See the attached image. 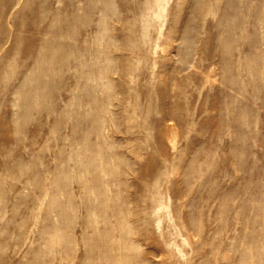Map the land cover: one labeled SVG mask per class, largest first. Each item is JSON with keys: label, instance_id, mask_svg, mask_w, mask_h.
Listing matches in <instances>:
<instances>
[{"label": "rangeland", "instance_id": "rangeland-1", "mask_svg": "<svg viewBox=\"0 0 264 264\" xmlns=\"http://www.w3.org/2000/svg\"><path fill=\"white\" fill-rule=\"evenodd\" d=\"M0 234V264H264V0H0Z\"/></svg>", "mask_w": 264, "mask_h": 264}, {"label": "bare ground", "instance_id": "bare-ground-1", "mask_svg": "<svg viewBox=\"0 0 264 264\" xmlns=\"http://www.w3.org/2000/svg\"><path fill=\"white\" fill-rule=\"evenodd\" d=\"M60 1V0H59ZM53 26H57L58 23H57V20H54L53 21ZM43 51L42 53H40L35 59H34V65H32L33 67H31L29 69V73H27V75L23 78V81L18 85L16 86L15 88V92H14V100L15 102L13 104H15L14 106H16L18 104V101L21 100V99H27L28 101L29 98L31 97L32 95V87H39V89L43 88V80H42V75H45V74H48V73H51L53 70L52 67L50 68H44L42 66H40V63L41 61L43 60H46V59H49L51 63H53L55 60H56V56L57 57H65L66 54L68 55V52H71L72 50H63V47L59 46V45H55V44H50V43H45L43 45ZM47 50H53V54L52 56L48 55L47 53ZM60 54L59 56L56 54ZM56 54V55H55ZM14 61V60H13ZM17 62L14 61V64H16ZM38 63V67L36 66L35 67V64L37 65ZM108 63H109V60H108ZM13 68V64L9 65V69L11 70ZM37 68V70H36ZM35 74L37 75V77H35ZM15 76H16V72H15ZM42 81V82H41ZM46 85V84H45ZM30 87V88H29ZM49 88V87H48ZM43 96L45 95V93L42 94ZM21 109V108H20ZM25 114V112H24ZM99 124V123H98ZM175 137V136H174ZM170 143L171 145L176 148L177 146V142H176V139L174 138H170ZM101 152V151H100ZM103 154V153H102ZM101 155V154H100ZM105 158V157H104ZM107 163V162H106ZM108 164V163H107ZM106 165V164H105ZM19 166L22 167L23 166V163L22 162H19ZM108 170V169H107ZM49 194V190L46 191L45 195H48ZM40 198H38V201H39V204H43L44 202V199L41 198V200H39ZM39 206V205H38ZM35 215V219L32 221L35 226H37V221H38V217L39 215ZM23 225H25L27 223V218L23 220ZM34 226V227H35ZM60 231V230H59ZM62 231V230H61ZM59 234V233H58ZM1 235V234H0ZM95 237V236H94ZM54 238V237H53ZM56 238V237H55ZM63 238V237H62ZM61 238V239H62ZM97 238V237H96ZM65 239V238H64ZM187 240V239H186ZM126 241V240H125ZM186 242V241H185ZM88 244V243H87ZM90 244V243H89ZM105 247V246H104ZM135 248V247H134ZM100 253V252H99ZM102 253V252H101ZM107 253V252H106ZM115 253V252H114ZM109 254V253H108ZM1 256V254H0ZM106 256V255H105ZM135 256V255H134ZM100 257V256H99ZM108 257V256H106ZM105 257V258H106ZM101 259V258H100ZM128 259V258H127ZM123 261V260H122ZM109 262V261H108ZM112 262V261H111ZM89 263V262H88ZM114 263V262H113ZM124 263V262H123ZM122 263V264H123ZM19 264H38V261L37 260H29L25 263H19ZM110 264V263H109Z\"/></svg>", "mask_w": 264, "mask_h": 264}]
</instances>
